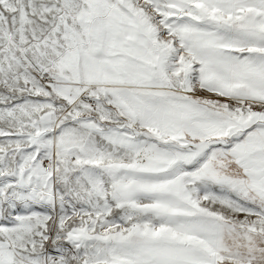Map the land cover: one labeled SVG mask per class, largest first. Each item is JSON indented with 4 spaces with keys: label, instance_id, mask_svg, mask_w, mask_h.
<instances>
[{
    "label": "snow or ice",
    "instance_id": "1",
    "mask_svg": "<svg viewBox=\"0 0 264 264\" xmlns=\"http://www.w3.org/2000/svg\"><path fill=\"white\" fill-rule=\"evenodd\" d=\"M0 264H264V0H0Z\"/></svg>",
    "mask_w": 264,
    "mask_h": 264
}]
</instances>
